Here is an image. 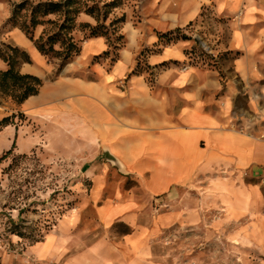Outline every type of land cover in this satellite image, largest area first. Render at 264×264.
<instances>
[{
	"label": "crops",
	"instance_id": "1",
	"mask_svg": "<svg viewBox=\"0 0 264 264\" xmlns=\"http://www.w3.org/2000/svg\"><path fill=\"white\" fill-rule=\"evenodd\" d=\"M20 1L0 0V26ZM132 3L119 9L115 51L77 28L80 51L56 76L20 29L0 33L42 84L17 106L27 124L3 132L27 149L35 124L62 149L69 138L87 149L86 203L103 229L79 240L65 215L0 264H264V0ZM177 29L189 38L160 37ZM193 34L210 50L204 63L187 61Z\"/></svg>",
	"mask_w": 264,
	"mask_h": 264
},
{
	"label": "rangeland",
	"instance_id": "2",
	"mask_svg": "<svg viewBox=\"0 0 264 264\" xmlns=\"http://www.w3.org/2000/svg\"><path fill=\"white\" fill-rule=\"evenodd\" d=\"M132 1L118 0L119 5L112 9L109 19L122 15L119 9L125 6L133 9ZM50 17L55 18L54 15ZM109 19L105 22L106 25ZM3 24L0 26V33L9 27V24ZM196 45L199 50L200 45ZM206 59H210L208 54ZM54 61L56 62L55 59ZM10 114L14 116L13 123L9 126L19 128L27 124L24 113L11 100L1 99L0 118ZM29 128L35 144L27 149L23 148L21 140L16 142L13 133L10 137L3 132L4 128H0V157L9 152L0 162V257L3 253L19 252L31 242L30 239H21L4 231L8 216L14 220L20 218L23 224L33 227L30 233L34 239H42L57 220L65 215L76 221L74 233L79 240L87 242L103 232L101 225L94 220L91 207L86 203L89 182L83 175L84 165L81 164L80 154L87 149H78L76 140L70 138L65 141V148L62 149L59 135H55V139H47L35 124ZM8 165L10 167L3 174L1 170ZM24 208L27 210L19 216L18 210ZM121 227L117 226V229H122Z\"/></svg>",
	"mask_w": 264,
	"mask_h": 264
},
{
	"label": "trees",
	"instance_id": "3",
	"mask_svg": "<svg viewBox=\"0 0 264 264\" xmlns=\"http://www.w3.org/2000/svg\"><path fill=\"white\" fill-rule=\"evenodd\" d=\"M119 5L118 0L105 2L103 0H42L32 3L30 0H22L11 5L9 17L4 26L17 27L27 37L33 41L36 49L48 61L55 64L56 70L54 76L59 74L65 65L78 55L79 41H76L73 36L74 29L78 27L80 30H86L87 34L84 38H91L97 35L104 36L107 40L108 47L114 51L121 44L122 35L118 32V27L124 22L125 15L109 19V15L113 8ZM24 13H21V12ZM80 13H85L95 19L94 25L86 22L77 23L76 19ZM54 15L55 18L50 16ZM109 19L108 24L105 22ZM45 25L43 34L39 37H34V28L38 25ZM187 25L184 29H187ZM184 29H177L171 32H165L160 37L166 41L172 39L189 38L184 33ZM108 51L102 53L103 56L108 55ZM197 53L205 57V53L197 50ZM115 56V53L114 55ZM0 59L6 63V69L0 70V100L9 99L16 106H19L27 99L28 96L38 92L42 85L41 80L32 74H22L19 70L21 63L30 62L27 52L11 44L0 43ZM56 60V62L54 61ZM138 65L134 69L137 71ZM14 114L0 118V128H4L13 123ZM15 136V135H14ZM9 155L6 152L0 157V162ZM13 159L15 157H12ZM1 171L5 174L7 169ZM27 209H19L18 215ZM7 226L4 231L8 234L16 235L21 239H30L31 243L40 241L41 239L32 238L30 233L33 227H28L18 218L14 220L11 216L7 217Z\"/></svg>",
	"mask_w": 264,
	"mask_h": 264
},
{
	"label": "built area",
	"instance_id": "4",
	"mask_svg": "<svg viewBox=\"0 0 264 264\" xmlns=\"http://www.w3.org/2000/svg\"><path fill=\"white\" fill-rule=\"evenodd\" d=\"M195 37V40H198V45H200V51L204 52L205 55L210 54V50L207 47V45L200 42V39L197 34H193ZM197 43V42H196ZM187 61L190 63H204L205 57L201 56L200 54L196 52H193L192 50L187 53Z\"/></svg>",
	"mask_w": 264,
	"mask_h": 264
}]
</instances>
